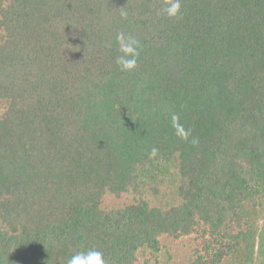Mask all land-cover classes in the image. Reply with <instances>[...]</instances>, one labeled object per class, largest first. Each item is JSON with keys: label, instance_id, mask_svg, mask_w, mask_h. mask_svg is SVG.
<instances>
[{"label": "trees", "instance_id": "obj_1", "mask_svg": "<svg viewBox=\"0 0 264 264\" xmlns=\"http://www.w3.org/2000/svg\"><path fill=\"white\" fill-rule=\"evenodd\" d=\"M180 2L0 0V264H264V0Z\"/></svg>", "mask_w": 264, "mask_h": 264}, {"label": "clouds", "instance_id": "obj_2", "mask_svg": "<svg viewBox=\"0 0 264 264\" xmlns=\"http://www.w3.org/2000/svg\"><path fill=\"white\" fill-rule=\"evenodd\" d=\"M166 7L164 14L169 18H177L181 14L180 0H165ZM116 41L119 46L120 55L116 57L115 63L122 72H131L138 67V59L140 56L141 44L140 41L132 36L121 32L116 36ZM178 117L172 116L173 127L178 129L177 134L183 139L187 140L188 133L184 132L181 126L177 123ZM195 143V141H193ZM158 150L152 149L151 154L155 155ZM67 264H106L103 253L98 251L95 247H89L74 254L67 262Z\"/></svg>", "mask_w": 264, "mask_h": 264}]
</instances>
